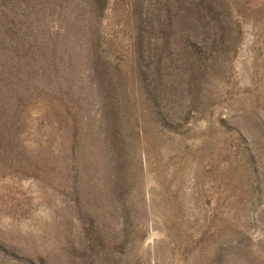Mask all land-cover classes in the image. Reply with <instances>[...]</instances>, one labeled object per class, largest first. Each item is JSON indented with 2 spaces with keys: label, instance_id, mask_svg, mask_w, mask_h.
I'll return each mask as SVG.
<instances>
[{
  "label": "rangeland",
  "instance_id": "1",
  "mask_svg": "<svg viewBox=\"0 0 264 264\" xmlns=\"http://www.w3.org/2000/svg\"><path fill=\"white\" fill-rule=\"evenodd\" d=\"M0 264H264V0H0Z\"/></svg>",
  "mask_w": 264,
  "mask_h": 264
}]
</instances>
